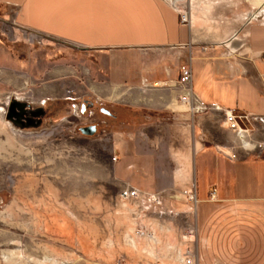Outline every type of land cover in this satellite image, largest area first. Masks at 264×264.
<instances>
[{"label":"crops","instance_id":"obj_1","mask_svg":"<svg viewBox=\"0 0 264 264\" xmlns=\"http://www.w3.org/2000/svg\"><path fill=\"white\" fill-rule=\"evenodd\" d=\"M217 2L207 14H189L188 23L166 0H0V6L26 31L119 56L106 77L89 79V97L111 113L95 117L103 133L125 138L116 148V180L149 193L195 184L200 261L264 264V157L222 155L207 117L191 109L218 105L264 117V25L246 23L255 6L264 11V0ZM186 60L193 80L183 87ZM60 85L35 109L45 111L43 125L64 126L67 91ZM247 141L252 146L245 149L240 140L244 152L258 150Z\"/></svg>","mask_w":264,"mask_h":264},{"label":"rangeland","instance_id":"obj_2","mask_svg":"<svg viewBox=\"0 0 264 264\" xmlns=\"http://www.w3.org/2000/svg\"><path fill=\"white\" fill-rule=\"evenodd\" d=\"M166 1L188 16L219 5L217 0ZM118 57L19 28L10 9L0 6V264H170L177 254L182 220L175 211L187 207L179 190L183 184L145 192L162 198L148 208L125 200L131 187L117 181L112 169L125 138L82 135L79 126L91 118L80 115L77 102L65 100L62 127L53 122L21 127L7 118L15 98L35 110L50 87L60 84L66 98L94 95L89 79L106 77L104 69ZM191 109L207 117L209 136L222 155L264 157V123L238 115L245 139L258 146L246 153L222 114ZM215 126L222 130H211Z\"/></svg>","mask_w":264,"mask_h":264},{"label":"built area","instance_id":"obj_3","mask_svg":"<svg viewBox=\"0 0 264 264\" xmlns=\"http://www.w3.org/2000/svg\"><path fill=\"white\" fill-rule=\"evenodd\" d=\"M182 20L183 23H187L189 21L187 13H182ZM247 24L253 23H260L264 25V11L259 10L256 6L253 8L251 13L248 15L246 19ZM193 80V70L190 63H187L181 67V77L179 80V85L183 87H187L191 85ZM199 111H214L221 113L225 120V125L231 128L232 130L238 131V133H245L243 128L240 127L238 122V114L232 109H223L218 105H207V104H200L198 106ZM248 120L250 118L254 120H259L260 122L264 123V117H251L245 116ZM182 190L185 194L186 198V205L187 207L182 211H175L176 216H179L182 220V223L179 225V233L181 240L179 241L178 247L175 246L173 249L177 250V254L173 256V259L169 258V262L174 263L177 262L178 264H203L198 255L197 251V242L199 236V222H198V209L199 203L196 187L195 184H183L182 187L179 189ZM125 200H137L139 201L142 206L145 208L150 207L151 205L154 206L155 204H160L162 198L160 195L157 194H147L135 188L126 189L124 192ZM211 199H216L214 193L211 194ZM149 205V206H148ZM142 211V210H141ZM143 212V211H142ZM145 214V212H144ZM146 229V228H145ZM137 234L140 237H145V231L139 230Z\"/></svg>","mask_w":264,"mask_h":264},{"label":"flooded vegetation","instance_id":"obj_4","mask_svg":"<svg viewBox=\"0 0 264 264\" xmlns=\"http://www.w3.org/2000/svg\"><path fill=\"white\" fill-rule=\"evenodd\" d=\"M65 100L77 102L75 105L79 104L80 115H87L91 118V122L86 121L87 123H81L79 126L82 135L91 137L82 133V129L90 127H96V132L93 136L104 132V126L95 117H97L98 114L101 116H111L110 111L106 107L102 104L96 103L94 99L89 96H84L80 99L72 98V96H70L69 98H65ZM12 104H14V107H12ZM45 116V111L33 110L31 104L18 101L16 98L12 100L8 106L7 118L21 127L39 126L43 123Z\"/></svg>","mask_w":264,"mask_h":264},{"label":"water","instance_id":"obj_5","mask_svg":"<svg viewBox=\"0 0 264 264\" xmlns=\"http://www.w3.org/2000/svg\"><path fill=\"white\" fill-rule=\"evenodd\" d=\"M12 107H14V104H12ZM95 132H96V127H90V128L82 129V133L85 135H89V136H93L95 134Z\"/></svg>","mask_w":264,"mask_h":264},{"label":"bare ground","instance_id":"obj_6","mask_svg":"<svg viewBox=\"0 0 264 264\" xmlns=\"http://www.w3.org/2000/svg\"><path fill=\"white\" fill-rule=\"evenodd\" d=\"M198 1V0H196ZM191 95V94H190ZM192 96V95H191ZM239 134V137H240V140L241 142L243 143V147H245L246 149L247 148H251V145L249 146L248 142H246L247 140L245 139V134L244 133H238ZM9 261L8 258H6V262Z\"/></svg>","mask_w":264,"mask_h":264}]
</instances>
